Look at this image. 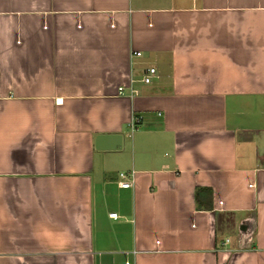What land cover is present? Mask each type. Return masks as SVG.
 Listing matches in <instances>:
<instances>
[{"label": "crops", "instance_id": "obj_1", "mask_svg": "<svg viewBox=\"0 0 264 264\" xmlns=\"http://www.w3.org/2000/svg\"><path fill=\"white\" fill-rule=\"evenodd\" d=\"M0 264H264V0H0Z\"/></svg>", "mask_w": 264, "mask_h": 264}, {"label": "water", "instance_id": "obj_2", "mask_svg": "<svg viewBox=\"0 0 264 264\" xmlns=\"http://www.w3.org/2000/svg\"><path fill=\"white\" fill-rule=\"evenodd\" d=\"M123 135L122 134H102L96 137V147L102 150H114L122 146ZM240 229L245 231L247 225H241Z\"/></svg>", "mask_w": 264, "mask_h": 264}, {"label": "built area", "instance_id": "obj_3", "mask_svg": "<svg viewBox=\"0 0 264 264\" xmlns=\"http://www.w3.org/2000/svg\"><path fill=\"white\" fill-rule=\"evenodd\" d=\"M135 55L140 56L141 54H140V52H135ZM155 71H156V69L154 67H150L148 69V74H146L144 76L143 80L146 83L150 82V80H151V74H154ZM122 89H123V87H119V91L120 92L122 91ZM130 127L132 129H134L136 127V122L135 121H132L130 123ZM133 174H134V171H132L130 173H126V172H120L119 173V177L121 179V187H123V188H129L131 186V178H132ZM109 216L112 217V218H117L118 217L116 212L110 213Z\"/></svg>", "mask_w": 264, "mask_h": 264}]
</instances>
